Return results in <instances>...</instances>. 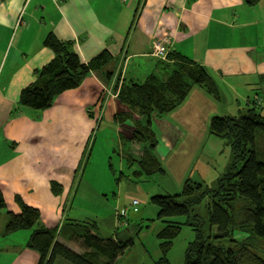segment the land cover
<instances>
[{
  "label": "crops",
  "instance_id": "obj_1",
  "mask_svg": "<svg viewBox=\"0 0 264 264\" xmlns=\"http://www.w3.org/2000/svg\"><path fill=\"white\" fill-rule=\"evenodd\" d=\"M49 33L68 43L82 63L102 52L110 60L48 109L22 107L21 90L54 59L43 44ZM158 42L205 70L215 91H198L215 95L209 97L225 116L252 110L249 102L264 105V0L255 6L244 0H0V192L6 204L0 209V264L39 262L27 247L35 227L13 238L5 233L10 214L24 205L39 210V227L88 251L84 222L65 212L80 189L93 137L100 133L108 164L119 156L115 148L123 131L104 118L100 104L107 69L128 83L144 82L166 65L152 56ZM255 89L260 91L252 97Z\"/></svg>",
  "mask_w": 264,
  "mask_h": 264
},
{
  "label": "rangeland",
  "instance_id": "obj_2",
  "mask_svg": "<svg viewBox=\"0 0 264 264\" xmlns=\"http://www.w3.org/2000/svg\"><path fill=\"white\" fill-rule=\"evenodd\" d=\"M160 43L156 44L157 50L161 47ZM154 48L155 45L153 53ZM166 53L164 58L163 54L162 57L152 55L156 60L166 62V65L143 80L161 88L155 91L159 96L158 106L151 104L148 110L135 103L140 98L139 89L133 84L142 85L144 82L128 83L122 80L119 72L107 69L111 72H107L108 86L105 85L100 104L103 106L104 118L109 120L110 117L119 125V131H123L115 148L118 149L119 156H111L108 164L105 151L99 147L102 140H97L100 133L95 135V140L93 137L91 159L86 165L80 189L75 191L71 205L65 212L69 219L83 221L82 226L91 227L93 224L90 222L94 220L96 227L93 231L102 237L111 236L118 221L120 231L127 228L123 231L125 237L138 231L137 236H132L133 245L114 264H154L162 257V240L158 239V234L163 225L156 219L158 208L150 202L152 197L179 194L186 185L214 189L233 165L229 137H214L210 133L211 120L225 116L224 108L219 103H212L209 97H216L215 95L205 90L200 93L198 85H193L185 100L182 103L176 101L171 111L165 112L166 109L161 108L169 100L175 99L170 94L161 93L167 89L166 82H170L173 76L177 78L179 73L183 74L194 68L190 62L178 56L169 58L167 49ZM258 91L260 90H250L251 96ZM261 97L263 99V95ZM252 104L251 111L264 119V105L249 102V105ZM245 111V108L238 109L234 115H245ZM148 121L152 126L147 127ZM261 140L263 139L259 134L257 147ZM258 148L264 150L261 143ZM241 166L242 162L236 163L230 173L237 172ZM209 198L207 196L205 200ZM132 200L138 202L134 207L129 206ZM205 200L197 207H204ZM244 206L245 202L238 201L231 208L232 226H236V232H241L240 229L247 225V213L242 211ZM125 208L127 210L122 214ZM198 210L205 213L203 208ZM117 212L121 213L119 220ZM170 221L183 224L185 218L178 217ZM78 228L75 227L76 230ZM15 234L16 232L9 236L13 238ZM194 239L195 232L182 225L166 255L170 264H183L185 251ZM259 250L260 255L264 256V245Z\"/></svg>",
  "mask_w": 264,
  "mask_h": 264
},
{
  "label": "trees",
  "instance_id": "obj_3",
  "mask_svg": "<svg viewBox=\"0 0 264 264\" xmlns=\"http://www.w3.org/2000/svg\"><path fill=\"white\" fill-rule=\"evenodd\" d=\"M259 1L244 0L249 6H255ZM43 44L53 52L54 59L38 72L36 82L21 90L18 102L22 107L48 109L58 95L78 88L90 70L98 69L110 60L102 52L89 64L82 63L69 44L61 42L53 33L45 37ZM169 54V58L178 56L190 62L174 52ZM193 67V70L179 73L177 78L173 76L170 82H166L167 89L161 93L170 94L175 99L167 100V105L161 106L166 109L165 112L171 111L176 101L182 103L193 85L208 88L209 92L215 91L205 70L200 66ZM133 86L139 89L140 99L135 103L140 104V108L148 110L151 104L158 106L159 96L155 91L161 89L159 86L148 84L147 81ZM149 123L147 127L151 125ZM210 133L214 137H229L233 165L214 189L186 185L179 194L150 199L158 208L156 219L163 225L158 234V239L162 240V257L154 264H170L166 255L182 225L195 232L194 241L185 251L183 264H264V256L260 255L259 250L264 245V150L258 148L261 143L264 149V119L251 110L237 117H214L210 122ZM259 134L263 140L258 142L257 147ZM239 162H242L241 168L230 173ZM207 196H210L209 200H205ZM204 200V207H197ZM238 201L245 202L242 211L248 217L247 225L240 229L241 232H236V226H232L231 208ZM5 206L0 192V209ZM199 208L205 209V213H200ZM178 217L185 218V222L179 224L170 221ZM39 218L37 208L24 205L19 213L10 214L5 227L6 234L35 227L27 247L39 254L38 264H114L133 245L132 236H137L138 232L125 237L124 230L117 231L115 236L103 238L93 231L95 225L83 226L81 236L88 251L79 252L67 243L60 242L54 230L39 227Z\"/></svg>",
  "mask_w": 264,
  "mask_h": 264
},
{
  "label": "bare ground",
  "instance_id": "obj_4",
  "mask_svg": "<svg viewBox=\"0 0 264 264\" xmlns=\"http://www.w3.org/2000/svg\"><path fill=\"white\" fill-rule=\"evenodd\" d=\"M158 43H160V42H158ZM157 44V43H156ZM161 44V43H160ZM161 46H163V44H161ZM164 47V46H163ZM165 48V47H164ZM165 55H167V53H166V48H165V54L163 55V57L165 56ZM157 56H159V57H162V54H157ZM133 202H136V203H134L133 204ZM138 204V202L136 201V200H132L131 201V204L129 205L130 207H134L135 205H137ZM127 210V208H125V210L123 209V212H122V214L123 213H125V211ZM121 216V213L120 212H117V214H116V217H117V220H119V217ZM91 224H93V225H95V227H96V224L94 223V222H91ZM119 221L117 222V224H116V226H115V228H114V233H113V235H111V236H108V237H103V238H110V237H113V236H115V233L117 232V231H120L119 230ZM124 230H127V228H124ZM102 237V236H101ZM84 241V240H83ZM87 246V245H86ZM88 247V246H87ZM77 251V250H76Z\"/></svg>",
  "mask_w": 264,
  "mask_h": 264
},
{
  "label": "built area",
  "instance_id": "obj_5",
  "mask_svg": "<svg viewBox=\"0 0 264 264\" xmlns=\"http://www.w3.org/2000/svg\"><path fill=\"white\" fill-rule=\"evenodd\" d=\"M156 44H155V48H154V54L157 55V54H165V48L163 46H161L158 50L156 48ZM136 203V202H133V204Z\"/></svg>",
  "mask_w": 264,
  "mask_h": 264
}]
</instances>
